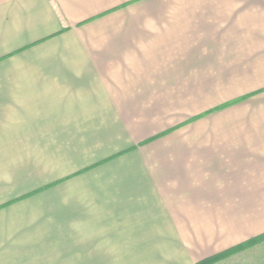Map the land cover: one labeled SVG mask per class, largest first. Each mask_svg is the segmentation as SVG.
<instances>
[{
    "label": "crops",
    "instance_id": "0c3cea01",
    "mask_svg": "<svg viewBox=\"0 0 264 264\" xmlns=\"http://www.w3.org/2000/svg\"><path fill=\"white\" fill-rule=\"evenodd\" d=\"M263 241L264 0H0V264Z\"/></svg>",
    "mask_w": 264,
    "mask_h": 264
},
{
    "label": "rangeland",
    "instance_id": "374dc122",
    "mask_svg": "<svg viewBox=\"0 0 264 264\" xmlns=\"http://www.w3.org/2000/svg\"><path fill=\"white\" fill-rule=\"evenodd\" d=\"M226 257L228 258L224 264H264V241L260 242L258 246L252 249L243 250V252L239 249L232 251L224 256V259ZM219 261L221 260H213V263Z\"/></svg>",
    "mask_w": 264,
    "mask_h": 264
},
{
    "label": "trees",
    "instance_id": "16d2710c",
    "mask_svg": "<svg viewBox=\"0 0 264 264\" xmlns=\"http://www.w3.org/2000/svg\"><path fill=\"white\" fill-rule=\"evenodd\" d=\"M210 262H211V260L209 259V260H205V261H203V262H201L199 264H209Z\"/></svg>",
    "mask_w": 264,
    "mask_h": 264
}]
</instances>
